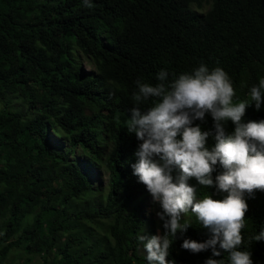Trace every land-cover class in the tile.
Here are the masks:
<instances>
[{"label": "trees", "instance_id": "trees-1", "mask_svg": "<svg viewBox=\"0 0 264 264\" xmlns=\"http://www.w3.org/2000/svg\"><path fill=\"white\" fill-rule=\"evenodd\" d=\"M88 3L0 0V264L19 248L41 257L42 264H147L138 237L151 194L133 174L142 141L127 130L136 81L154 86L161 70L171 82L201 64L220 67L232 82L235 103L248 99L264 78V0ZM202 3L210 5L206 13L192 9ZM81 57L94 72L81 66ZM153 103L150 98L140 107L146 111ZM262 120L264 103L257 110L252 102L241 122ZM192 126L211 132L207 146H215L210 113ZM224 127L227 134L235 129L231 120ZM54 137L64 145L55 147ZM214 168L213 180L224 172L219 162ZM93 169L108 176L102 210L82 206L98 194L88 174ZM171 175L175 182L180 169ZM188 184L198 198L227 195L195 178ZM244 199L248 210L239 250L251 254L252 264H264V240L249 239L264 230V191L245 193ZM157 211L162 213L161 205ZM185 219L191 224L172 238L166 260L229 264L219 245L220 256L211 248L199 253L182 248L185 239L211 238L191 211L181 223ZM98 223L108 235L107 242H99L103 246L90 242L89 224ZM163 224L158 215L160 236Z\"/></svg>", "mask_w": 264, "mask_h": 264}, {"label": "clouds", "instance_id": "clouds-1", "mask_svg": "<svg viewBox=\"0 0 264 264\" xmlns=\"http://www.w3.org/2000/svg\"><path fill=\"white\" fill-rule=\"evenodd\" d=\"M84 3L91 6L88 0ZM201 6L193 4L192 9ZM168 75L161 70L154 86L136 81L138 92L132 97L136 106L130 109L127 121L128 132L142 141L135 153L138 162L132 166L133 174L160 203L163 211L158 215L166 230L163 236L138 237L141 243L147 240L143 243L147 264H168L172 238L178 230L184 232L190 226L187 219L181 223L182 216L190 211L211 238L203 243L185 239L183 249L199 253L211 248L213 256H220L219 245L228 253L229 264H252L251 254L239 249L244 243L242 231L248 210L244 195L264 191V120L242 123L241 119L252 102L257 110L264 103V78L251 87L248 99L234 103L232 82L220 67L209 70L201 64L171 82ZM150 98L154 103L142 110L140 105ZM206 113L215 121L216 143L211 149L207 141L213 134L192 126L194 120L203 121ZM229 120L235 125L231 134L224 127ZM217 162L224 172L213 180ZM177 167L181 175L173 182L171 172ZM189 178H195L204 188L215 185L218 192L227 195L219 200L209 195L198 198L197 189L188 184ZM249 239L264 240V230ZM206 264L225 262L209 258Z\"/></svg>", "mask_w": 264, "mask_h": 264}, {"label": "rangeland", "instance_id": "rangeland-1", "mask_svg": "<svg viewBox=\"0 0 264 264\" xmlns=\"http://www.w3.org/2000/svg\"><path fill=\"white\" fill-rule=\"evenodd\" d=\"M195 10L199 13L204 14L209 10V5L205 3L201 7L196 8ZM78 61L87 72H94L93 67L84 57L79 58ZM52 142L55 147L63 146L65 143L63 140L56 137L53 138ZM85 163L86 162H83V164ZM80 166L82 168V165ZM88 174L90 175L91 181L93 183V190L98 191V194L95 196L90 195L88 198L86 197L84 200H82V206H86V207L93 206L97 209L102 210L104 206V198L108 191V176L107 174H100L95 169H93ZM159 205H160L159 202L153 200L152 195H149L147 197L146 203L143 208V221L145 222V225L143 227L141 236L150 239L154 235H160V231L158 229V211H157V207ZM89 226L90 227L88 229H91L92 232V237L90 238V242L103 246V244L99 242H107L108 239L107 238L108 235L105 232V226L103 225V223L89 224ZM146 242L147 240H145L143 243ZM143 243L140 242L139 253L146 257L147 253L143 247ZM3 264H42V258L37 255H33V256L27 255L25 251L20 248L12 249L8 259ZM168 264L170 263L168 262Z\"/></svg>", "mask_w": 264, "mask_h": 264}]
</instances>
